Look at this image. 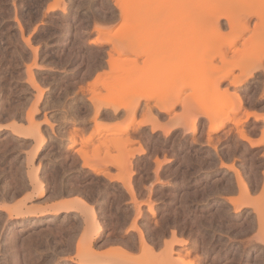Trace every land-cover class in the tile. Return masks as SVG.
Returning a JSON list of instances; mask_svg holds the SVG:
<instances>
[{
    "label": "rangeland",
    "instance_id": "obj_1",
    "mask_svg": "<svg viewBox=\"0 0 264 264\" xmlns=\"http://www.w3.org/2000/svg\"><path fill=\"white\" fill-rule=\"evenodd\" d=\"M98 260L264 264V0H0V264Z\"/></svg>",
    "mask_w": 264,
    "mask_h": 264
},
{
    "label": "crops",
    "instance_id": "obj_2",
    "mask_svg": "<svg viewBox=\"0 0 264 264\" xmlns=\"http://www.w3.org/2000/svg\"><path fill=\"white\" fill-rule=\"evenodd\" d=\"M74 204V198H63L60 196H50V202L49 205H52L53 207H67ZM138 235V233H137ZM139 237V235L137 236ZM109 250V247L107 248Z\"/></svg>",
    "mask_w": 264,
    "mask_h": 264
},
{
    "label": "bare ground",
    "instance_id": "obj_3",
    "mask_svg": "<svg viewBox=\"0 0 264 264\" xmlns=\"http://www.w3.org/2000/svg\"><path fill=\"white\" fill-rule=\"evenodd\" d=\"M98 41V40H97ZM99 42V41H98ZM220 123V122H219ZM98 131V130H97ZM107 140H109V139H107ZM103 143V142H102ZM104 146V145H103ZM118 146V145H117ZM108 148V147H107ZM99 226V225H98ZM94 227H95V229H97L96 228V225H94ZM97 233V232H96ZM147 249V248H146ZM120 251V250H119ZM120 252H122L123 253V255H127V254H125V252H123L122 250L120 251ZM122 253H120L121 255H122ZM172 254V253H171ZM169 255H170V253H169ZM170 257V256H169ZM169 260V259H168ZM165 261V260H164ZM171 262V261H170ZM104 262L102 261V260H98V261H95V263L94 264H103ZM173 263V262H172ZM146 264V263H145Z\"/></svg>",
    "mask_w": 264,
    "mask_h": 264
}]
</instances>
